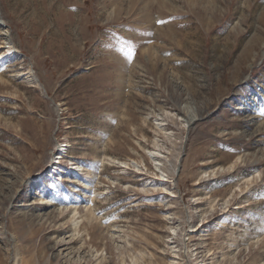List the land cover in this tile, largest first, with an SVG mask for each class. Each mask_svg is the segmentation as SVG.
Returning a JSON list of instances; mask_svg holds the SVG:
<instances>
[{"label": "rangeland", "instance_id": "obj_1", "mask_svg": "<svg viewBox=\"0 0 264 264\" xmlns=\"http://www.w3.org/2000/svg\"><path fill=\"white\" fill-rule=\"evenodd\" d=\"M133 258L264 264V0H0V264Z\"/></svg>", "mask_w": 264, "mask_h": 264}, {"label": "bare ground", "instance_id": "obj_2", "mask_svg": "<svg viewBox=\"0 0 264 264\" xmlns=\"http://www.w3.org/2000/svg\"><path fill=\"white\" fill-rule=\"evenodd\" d=\"M112 163H115V161H112ZM121 167H122V165H124L125 163L124 162H117ZM66 197H67V195H66ZM67 199H68V197H67ZM70 220H71V223H72V227H73V233H76V232H78V227L81 225V222H80V220H78V217H77V215H78V211H77V208L76 207H74L71 211H70ZM89 216H92V214H93V212L92 211H90L89 209H88V213H87ZM88 219L90 218V217H87ZM138 261V259H136V258H133V259H131V262L133 263V264H135L136 262Z\"/></svg>", "mask_w": 264, "mask_h": 264}]
</instances>
